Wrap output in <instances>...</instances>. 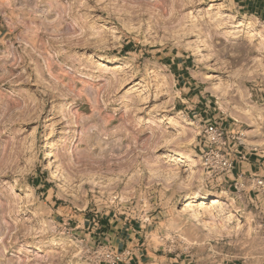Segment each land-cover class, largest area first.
<instances>
[{
    "label": "rangeland",
    "instance_id": "obj_1",
    "mask_svg": "<svg viewBox=\"0 0 264 264\" xmlns=\"http://www.w3.org/2000/svg\"><path fill=\"white\" fill-rule=\"evenodd\" d=\"M263 9L0 0V264H264V190L202 161L211 119L264 176Z\"/></svg>",
    "mask_w": 264,
    "mask_h": 264
},
{
    "label": "built area",
    "instance_id": "obj_2",
    "mask_svg": "<svg viewBox=\"0 0 264 264\" xmlns=\"http://www.w3.org/2000/svg\"><path fill=\"white\" fill-rule=\"evenodd\" d=\"M202 161L205 171L213 177H228L234 168L235 154L243 155L239 150V137L235 136L230 128H226L216 121L208 119L202 126ZM252 182L260 190H264V176L241 173L233 181L237 191H245L247 182Z\"/></svg>",
    "mask_w": 264,
    "mask_h": 264
},
{
    "label": "crops",
    "instance_id": "obj_3",
    "mask_svg": "<svg viewBox=\"0 0 264 264\" xmlns=\"http://www.w3.org/2000/svg\"><path fill=\"white\" fill-rule=\"evenodd\" d=\"M262 14H264V9L262 10ZM233 158L235 161L234 168L228 175V179H230V181L232 182V185H233V181L238 177V175H240L241 173L248 174L250 173V171H253L254 167L257 168L256 162L250 161V159L244 154L243 155L235 154ZM118 233H120V231H118ZM132 235H137V231L134 228H131L127 235L124 230H121V233L119 234V236L126 238V241H123V244H119L122 247L121 251L124 252L125 251L124 248H127V251H128L129 247L136 244L135 239H133L134 237ZM133 242L134 244H131ZM116 249L117 251H119L120 248H116ZM132 252L133 253L131 254V257L127 258L125 263L142 264L145 254L143 252L141 253L140 251L138 252L132 251Z\"/></svg>",
    "mask_w": 264,
    "mask_h": 264
},
{
    "label": "bare ground",
    "instance_id": "obj_4",
    "mask_svg": "<svg viewBox=\"0 0 264 264\" xmlns=\"http://www.w3.org/2000/svg\"><path fill=\"white\" fill-rule=\"evenodd\" d=\"M188 125H191V122L187 121ZM50 153L48 155V158H50ZM60 165H56V171L54 176H58L60 173H64V169H60L59 167ZM150 168L152 169V165L149 164ZM200 184V183H199ZM200 196L201 198L198 199L197 201L193 200V198ZM200 201V202H199ZM199 202V203H197ZM182 207H181V211L179 212V216H183L185 215L186 212H188L190 215V218L192 220H195L197 222V224L199 225H203L204 230H206L209 234H214L213 231L211 230V228L208 226V224L204 223L203 221H201L200 219V215L198 213V210L196 208H191V205H194V207H198V206H204L207 204H210L211 208H219L222 205H225L227 203H225L224 201L220 200L217 197H208V196H204L202 195V193L200 192L199 188L192 194H186V196L184 197V200L181 202ZM184 212V214H183ZM189 218V219H190ZM5 229V228H4ZM5 231V230H4ZM1 234H5V232H1ZM216 236V234H214ZM248 237V236H247ZM0 248H3L2 246ZM81 256V255H80Z\"/></svg>",
    "mask_w": 264,
    "mask_h": 264
}]
</instances>
